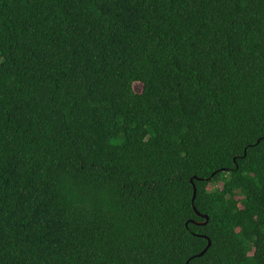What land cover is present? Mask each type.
Returning <instances> with one entry per match:
<instances>
[{"label":"trees","instance_id":"trees-1","mask_svg":"<svg viewBox=\"0 0 264 264\" xmlns=\"http://www.w3.org/2000/svg\"><path fill=\"white\" fill-rule=\"evenodd\" d=\"M0 264H264V0H0Z\"/></svg>","mask_w":264,"mask_h":264},{"label":"rangeland","instance_id":"rangeland-1","mask_svg":"<svg viewBox=\"0 0 264 264\" xmlns=\"http://www.w3.org/2000/svg\"><path fill=\"white\" fill-rule=\"evenodd\" d=\"M133 89H134V91L135 92H140L141 90H142V85H141V83H135L134 85H133ZM222 184L219 182V183H216V184H214V183H209V186L210 187H213V186H216V187H220Z\"/></svg>","mask_w":264,"mask_h":264},{"label":"water","instance_id":"water-1","mask_svg":"<svg viewBox=\"0 0 264 264\" xmlns=\"http://www.w3.org/2000/svg\"><path fill=\"white\" fill-rule=\"evenodd\" d=\"M244 153H246V150L244 151ZM195 196H196V187L193 185V198H192V202L194 201ZM203 216L207 218L206 215H203ZM209 245H210V242H209L208 246ZM208 246L201 253H199L198 256L201 255V254H203L207 250Z\"/></svg>","mask_w":264,"mask_h":264}]
</instances>
